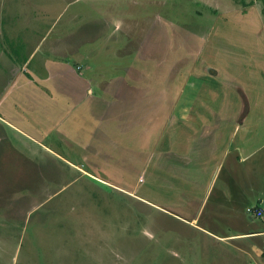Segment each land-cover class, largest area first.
<instances>
[{
    "label": "rangeland",
    "instance_id": "374dc122",
    "mask_svg": "<svg viewBox=\"0 0 264 264\" xmlns=\"http://www.w3.org/2000/svg\"><path fill=\"white\" fill-rule=\"evenodd\" d=\"M36 1L0 0V29H3L0 49L4 46L7 50L1 51L14 59L28 52L30 45H21V52L15 53L19 43L11 39L20 33L19 25L8 28L7 19L18 20V15L26 18L37 13ZM225 1L230 0H160L155 10L163 20H156L155 28L151 27L153 51L140 55L138 60L141 67L138 78L147 82L146 94L152 90L153 95L151 102L140 103L139 116L133 118L142 122L136 131L139 135L131 130L109 135L120 142L113 141L105 149H99V156L109 160L106 166L98 165L97 173L92 165V168L86 165L90 170L87 171L64 163L46 148L0 124L3 137H0V264H263L253 254L236 249L233 244L240 239L218 237L239 231L237 226L227 223L228 218L223 224L215 220L218 228L201 221L199 225L207 227V232L193 229L178 219L171 208L184 202L186 190L192 189L189 175L174 178L168 169L159 171L163 170V160L170 167L167 158L162 157L169 145V135L185 142L190 132L197 140L204 126L212 131L223 115L227 121L231 117L225 125L234 129V115L244 98L242 88L251 95L250 101L255 102L250 107L252 111L260 115L264 111V0H240L243 3L231 0L237 3V9L228 11L227 6L232 4L228 2L225 12L213 6L220 7ZM50 8L60 9L56 5ZM67 9L59 25L67 24L66 18L73 9H81L88 17L95 13L94 7L83 1ZM148 11L154 12V7ZM185 29L198 34L178 36L181 31H188ZM27 32L34 34L23 28L22 34ZM38 40L34 39L31 47ZM98 41L104 48V40ZM90 48L88 44L82 52ZM132 62L137 63L134 52L110 51L108 60L81 61L92 67L91 73L105 72L108 77L122 76L125 73L122 67ZM4 68L0 64V92L12 74ZM174 100L178 102V111L175 110L178 116L184 112L205 117L193 119V125L190 116L175 117L178 124L181 122L180 131L168 116L167 108ZM149 109L159 113L149 118ZM255 120L250 116L248 124L241 125L240 134L248 131L247 125L251 127ZM256 129L254 125V135L262 136ZM170 152L183 154L174 146ZM70 158L79 160L74 154ZM169 159L177 165L185 162L183 171L186 167L187 174L191 170L192 177H197L198 185L191 190L196 201L204 196V184L212 174L218 185L221 181V167L217 170L202 167L200 162L189 164L182 155ZM230 169L226 164L224 173ZM246 170L242 165L236 168L240 186L248 182ZM251 172L254 174L253 168ZM251 229L259 228L256 225Z\"/></svg>",
    "mask_w": 264,
    "mask_h": 264
},
{
    "label": "crops",
    "instance_id": "0c3cea01",
    "mask_svg": "<svg viewBox=\"0 0 264 264\" xmlns=\"http://www.w3.org/2000/svg\"><path fill=\"white\" fill-rule=\"evenodd\" d=\"M80 1L94 7L95 13L88 17L81 9H73L66 18L67 24L59 25L68 11L67 8ZM228 2L232 3L231 6H227L228 11L237 9L235 4L243 3L240 0L237 3L230 0L222 2L220 7L217 4L213 6L225 12L227 11L225 4L228 5ZM34 5L38 9L37 13L26 18L18 15L19 18H23L18 20L7 19L8 28L19 25L20 33H17L16 39H11L12 37L9 36L14 43H19L15 53L21 52V45L26 47L30 45V50L22 57L14 59L1 51L7 50L4 46L0 49L1 66L12 72L0 92V124L12 128L16 133L46 148L55 158L87 171L90 170L86 165L91 168L94 166L97 173L98 165L106 166L109 160L99 156V149H105L104 147L108 143L113 144V141L116 144L120 142L112 140L109 135L125 134L128 130L135 133L142 123L138 119H133L139 116L140 103L151 102L149 99L153 96L150 93L152 90L146 94L147 82L138 78L141 72L138 60L140 55L151 54L153 51L154 23L156 20L157 22L163 20L155 10L160 5V0H45L44 2L38 0ZM54 5L60 9L50 8ZM150 7H154V12H146ZM71 22L77 24L73 26L70 25ZM22 27L25 30H32L31 33L34 34L28 32L22 34ZM0 30L3 31L2 28ZM185 30L188 31H181L178 36L192 37L198 34L189 29ZM4 37L8 39L5 33ZM100 38L105 42L104 48L100 46L98 41ZM34 39L40 40L31 47ZM88 44H91V48L88 52L84 50L83 54L82 50ZM0 45L2 46V43ZM108 51L112 54L134 52L137 63L132 62L128 67H122L125 73L114 77H108L105 72L91 73L92 67L81 63L83 59L86 63L95 62L98 58L108 60ZM142 72L144 74V69ZM242 94L243 103L241 102V107L237 109L232 122L234 129L227 128L228 124L225 125L231 117L227 121L224 120L225 115H223L215 122L212 131H209L211 127L204 126L197 137L198 142L190 132L187 133L185 142L171 138L169 135V145L165 148L166 153H163L162 157L167 158L170 167L163 160L161 164L163 170H160L159 166L158 168L160 172H166L168 169L174 178H185L189 175V185L192 189H188L189 192L186 190L184 202L175 203V208H171L178 219L193 229L207 232V227L199 225L201 221L218 228L215 220L223 224L222 221L228 218L227 223L237 226L239 231L218 237L223 240H231L232 237H235L233 240L240 239L241 241L233 244L236 249L239 252L253 254L264 264V222L246 213L248 205L264 207V111L261 115L252 111L250 107L255 102L250 101L248 96L251 95L243 88ZM177 103V100H174L168 106L167 110L170 112L168 116L170 122H176V126L182 131L181 122L179 121L178 124L175 121V117L178 116L175 113ZM156 113L159 111L149 109L148 117ZM183 116H190L192 125L193 119L205 117L198 113L194 115V113L181 112L178 119ZM250 116L256 120L251 122L253 123L251 127L247 125L248 131L240 134L241 125L248 124ZM130 118L131 121L128 120ZM136 124L138 126L134 127ZM254 125L257 127L255 132L263 133L262 136L254 135ZM185 126L191 128L188 124ZM154 130L155 126L152 131ZM135 134L139 135V132ZM161 140L162 137L159 135V144ZM172 146L183 153L180 156L188 158L189 164L200 162L202 167L209 169L211 166V169L217 168V170L221 167L219 185L212 174L204 184V196L196 201L191 190L194 185H198L197 177H192L190 168L188 174L186 167L183 171L185 162L177 165L169 159L180 158L178 154L170 152ZM198 148L199 150H194ZM183 151H188V156L187 152ZM71 154L79 160L73 161L70 158ZM247 161L251 164H239ZM226 164H229L231 169L224 173ZM240 165L247 167L248 172L246 174L248 182L241 186L237 172L239 170L236 171ZM173 166L179 167V170L173 169ZM194 168L192 165L191 169ZM252 168L254 174L251 172ZM104 172L108 173V171ZM256 225L259 229L252 230L251 226ZM246 238L249 242L244 241ZM260 241L262 243H259Z\"/></svg>",
    "mask_w": 264,
    "mask_h": 264
},
{
    "label": "built area",
    "instance_id": "2783aa9c",
    "mask_svg": "<svg viewBox=\"0 0 264 264\" xmlns=\"http://www.w3.org/2000/svg\"><path fill=\"white\" fill-rule=\"evenodd\" d=\"M246 213L250 216L258 217L264 221V207L248 205L246 207Z\"/></svg>",
    "mask_w": 264,
    "mask_h": 264
}]
</instances>
